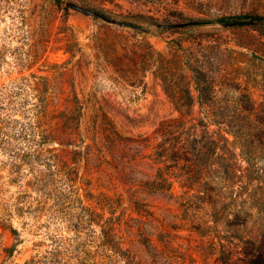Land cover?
Masks as SVG:
<instances>
[{"label": "rangeland", "instance_id": "374dc122", "mask_svg": "<svg viewBox=\"0 0 264 264\" xmlns=\"http://www.w3.org/2000/svg\"><path fill=\"white\" fill-rule=\"evenodd\" d=\"M86 255L264 264V0H0V264Z\"/></svg>", "mask_w": 264, "mask_h": 264}, {"label": "trees", "instance_id": "16d2710c", "mask_svg": "<svg viewBox=\"0 0 264 264\" xmlns=\"http://www.w3.org/2000/svg\"><path fill=\"white\" fill-rule=\"evenodd\" d=\"M229 21H230V19H225V18H222V19L218 20V22L223 23V24L228 23ZM232 24H237V23L235 22V23H232ZM190 70L193 72V78H194V80L196 82V87H197V86H199V83H200V78H199L200 73L197 70H195L194 68H191V67H190ZM197 91H198L199 96H200L199 98H201L204 95L203 90L198 88ZM188 93L189 92L187 91V94ZM13 231H15V230H13ZM33 263L36 264L35 262H33ZM42 263H45V260L42 261ZM55 263H59V262H57V261L55 262L53 260L52 263H49V264H55ZM47 264H48V262H47ZM64 264H70V262L69 261L68 262H64ZM71 264H95V262H94V259H93L92 256L86 255V257L75 259L74 263H71Z\"/></svg>", "mask_w": 264, "mask_h": 264}, {"label": "water", "instance_id": "95a60500", "mask_svg": "<svg viewBox=\"0 0 264 264\" xmlns=\"http://www.w3.org/2000/svg\"><path fill=\"white\" fill-rule=\"evenodd\" d=\"M75 9L81 13L87 14V15H94L97 16V14L91 12L90 10L84 9V8H80V7H75Z\"/></svg>", "mask_w": 264, "mask_h": 264}]
</instances>
